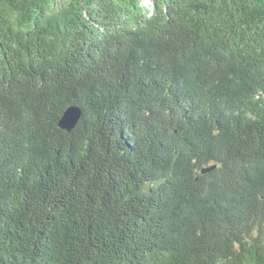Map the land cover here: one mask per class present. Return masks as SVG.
Masks as SVG:
<instances>
[{
  "label": "trees",
  "instance_id": "trees-1",
  "mask_svg": "<svg viewBox=\"0 0 264 264\" xmlns=\"http://www.w3.org/2000/svg\"><path fill=\"white\" fill-rule=\"evenodd\" d=\"M150 1L0 0V264H264V0Z\"/></svg>",
  "mask_w": 264,
  "mask_h": 264
},
{
  "label": "water",
  "instance_id": "water-1",
  "mask_svg": "<svg viewBox=\"0 0 264 264\" xmlns=\"http://www.w3.org/2000/svg\"><path fill=\"white\" fill-rule=\"evenodd\" d=\"M82 116V110L79 107L71 106L63 114L59 121L60 129L71 132L78 124ZM211 169H204L203 173L209 172Z\"/></svg>",
  "mask_w": 264,
  "mask_h": 264
},
{
  "label": "built area",
  "instance_id": "built-area-1",
  "mask_svg": "<svg viewBox=\"0 0 264 264\" xmlns=\"http://www.w3.org/2000/svg\"><path fill=\"white\" fill-rule=\"evenodd\" d=\"M146 1V5H150L151 4V1L150 0H145Z\"/></svg>",
  "mask_w": 264,
  "mask_h": 264
}]
</instances>
